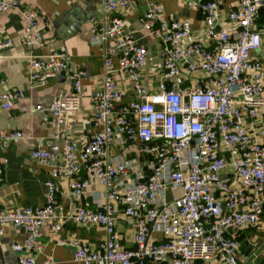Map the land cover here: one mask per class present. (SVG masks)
I'll return each mask as SVG.
<instances>
[{
    "label": "built area",
    "instance_id": "1",
    "mask_svg": "<svg viewBox=\"0 0 264 264\" xmlns=\"http://www.w3.org/2000/svg\"><path fill=\"white\" fill-rule=\"evenodd\" d=\"M134 1L101 0L102 13L91 27L90 45L102 48L103 77L90 93L93 133L82 147L72 139V117L81 111L86 70L67 72L64 50L29 63L31 87L62 73L72 85L49 104L48 122L62 149L60 164L44 182V205L0 210V233L4 225L23 231L9 245L16 255L11 264H35L42 227L61 229L57 196L63 173L71 175L68 195L75 201L93 183L106 188L103 203L80 205L69 215L77 225L104 232L94 247L71 243L74 260L83 264H240L235 232L264 225V25L257 26L264 0H238L226 13V0H183L200 11L204 38L186 19L166 17L150 5L138 20L161 45L154 91L143 78L147 46L117 13ZM14 2L0 0V14ZM24 17V43L34 46L45 25L34 10H25ZM12 43L0 34V56ZM23 95L20 89L5 91L0 104L8 108ZM22 137L19 130H2L0 145ZM132 146L136 154L125 155ZM29 157L37 164L54 161L40 147ZM120 220L134 229L131 245L121 242Z\"/></svg>",
    "mask_w": 264,
    "mask_h": 264
},
{
    "label": "crops",
    "instance_id": "2",
    "mask_svg": "<svg viewBox=\"0 0 264 264\" xmlns=\"http://www.w3.org/2000/svg\"><path fill=\"white\" fill-rule=\"evenodd\" d=\"M238 0H226L221 6L226 13L237 5ZM157 4L166 17L186 19L197 38H204V25L197 8H188L183 0H136L128 8H118L117 13L125 17L127 28L136 31L141 42L147 46L148 63L143 78L150 91L156 89L160 75V42L142 28L139 22L141 14L150 5ZM34 10L40 22L44 23L42 41L34 46L24 43V11ZM102 13L101 0H15L13 6L0 14V34L12 38V45L0 56V93L12 89L23 91V97L5 108L0 104V131L19 130L21 139L0 145V210L22 208L29 205H44L46 186L44 182L51 178L52 168L60 164L62 141L55 137V131L49 124V104L52 97L60 90H70L71 81L62 73L47 79L42 84L31 87L29 83V63L32 59L43 58L52 52L64 50L67 54L68 70L84 69L87 76L82 79L83 100L81 111L72 117V139L77 148L83 146L93 133L90 122L92 102L90 93L102 86L103 57L102 48L89 43L91 27ZM264 25V19L257 26ZM117 81L127 96L131 95L128 83L117 75ZM40 105V109L36 106ZM40 147L50 150L54 155L52 163L37 164L29 157V151ZM135 147H128L123 152L127 156L136 154ZM83 176V172H81ZM71 175L58 177L60 186L58 200L63 215L62 227L52 232L47 226L42 227L41 249L35 255V264H83L73 258L71 243H81L94 247L104 237L102 229L95 225H77L70 214L80 205L95 207L106 199V188L99 183L88 187L81 201H75L68 195V181ZM118 231L121 242L131 245L134 235L132 226L119 221ZM23 236L22 230L11 225H4L0 233V264H11L16 255L9 248L14 241ZM160 237V233H155ZM240 242V264H264V225L241 229L235 232ZM58 240L67 241L60 245Z\"/></svg>",
    "mask_w": 264,
    "mask_h": 264
}]
</instances>
